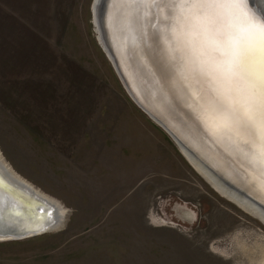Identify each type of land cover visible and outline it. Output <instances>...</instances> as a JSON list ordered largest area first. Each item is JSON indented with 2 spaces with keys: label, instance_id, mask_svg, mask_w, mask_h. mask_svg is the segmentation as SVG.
<instances>
[{
  "label": "rangeland",
  "instance_id": "1",
  "mask_svg": "<svg viewBox=\"0 0 264 264\" xmlns=\"http://www.w3.org/2000/svg\"><path fill=\"white\" fill-rule=\"evenodd\" d=\"M94 1L0 0V156L66 211L0 264H260L264 226L129 97Z\"/></svg>",
  "mask_w": 264,
  "mask_h": 264
},
{
  "label": "snow or ice",
  "instance_id": "2",
  "mask_svg": "<svg viewBox=\"0 0 264 264\" xmlns=\"http://www.w3.org/2000/svg\"><path fill=\"white\" fill-rule=\"evenodd\" d=\"M121 2L133 10L129 27L138 42L143 34L135 10L166 0ZM249 3L179 0L159 38L169 78L195 97H189L194 117L209 134L233 139L234 149L264 186V8ZM157 75L164 79L160 71ZM194 85H200L198 91Z\"/></svg>",
  "mask_w": 264,
  "mask_h": 264
},
{
  "label": "bare ground",
  "instance_id": "3",
  "mask_svg": "<svg viewBox=\"0 0 264 264\" xmlns=\"http://www.w3.org/2000/svg\"><path fill=\"white\" fill-rule=\"evenodd\" d=\"M259 1L261 2V3L258 2L259 5L260 6L262 5V7H264V0H259ZM97 3L98 0H95L92 5L93 6L92 22L96 28L97 31L96 34L99 35L98 42L102 46L108 58L111 60L115 69H116L115 64L119 65L120 73L122 74L124 78L123 80L125 83H127L129 89H127L126 86L125 88L128 91V94L132 98L133 102L139 107L137 101L135 100L136 98L145 107H148L149 110L159 111L162 114H164L166 117L174 116L172 111L173 108L169 104H166L168 100L169 102L175 101L178 105L180 104L179 101L182 100L183 103L187 107H190L192 110V107L190 106L191 100H189V97L193 96V93L192 91H189L186 95L185 91L180 90V88L176 85L175 81L169 78L171 76V73L168 70L167 65L164 63L163 51L161 48V44L163 42L159 38L160 35L164 32L163 25L169 23V17L175 14L176 10L173 7V5L179 3V0H172V1L166 0L164 4H160L156 6V8L152 11V15H156L159 21H157V23L154 26L148 28L147 30L144 29L143 32L144 34L143 42L146 45H149L154 48V54L152 55H154L155 58L154 61H156L158 65L150 64L147 61L149 60V58L148 57L146 58V56L141 54L139 50L137 51V47H138L137 45L141 44L139 42L135 45L132 44L133 48L131 49V52L134 53L135 60H133L132 62L127 61V55L126 53L123 52V46L124 44L127 45L128 43L126 41L129 34V16L133 12V10L130 9V7L126 3L121 2V0H111L109 7L106 10L105 21L103 20V23L101 24L102 29L100 30L98 17H97ZM149 10L150 7H148L147 10L148 16H149V12H148ZM135 12H136L137 22L140 25L141 22V19L139 18L140 14L138 13V10H135ZM158 28H159V32H158ZM141 30L142 27L140 26L138 31L141 32ZM103 37H105L106 42H108L109 47H111L110 51L108 47H106L103 41ZM111 53L116 63L114 62V59L111 58L110 56ZM158 71H160L161 74L164 76L163 80L161 79V76L157 75ZM252 71L253 72L258 71V64L256 62H254L252 65ZM193 88L194 90L198 91L200 85H194ZM193 99H195L194 96ZM144 113L147 114L145 111ZM148 117H150V119H152L157 125L160 126V124L156 122L151 116L148 115ZM174 117L175 118L177 117V113L175 114ZM175 118L173 121L177 125H179V121L176 120ZM180 119H182V121L184 122L185 118L180 117ZM179 128H180L179 131L181 132L179 131L176 132L177 137L181 139L185 143V145L189 147L190 150L194 151L196 155L195 154L193 155V153L189 152L175 138L174 140L177 143L183 155L192 165L194 170H196V172L200 174V176H202V178L205 181H207V183H209V185L218 194L231 200L235 205H237L239 208H241L246 213L251 215V217L256 218L257 221H259L264 226V209H263L264 186H261L260 183H258L257 180L253 177V174L249 170V167L240 158L238 152L234 149L233 144L231 143L232 144L231 149H229L227 146H226V150L223 149L226 153H228L229 151V153L232 155L231 157L234 158L235 160V161L234 160L231 161L232 162L231 164H233L232 168L233 169L239 168V172L241 173L245 182L251 184V186L252 184H254L255 189L253 190L258 191V193H254V191L247 189L246 185L240 184L238 182V179H236V175H233L234 174L233 172L229 173L230 168L227 169L221 164H219L220 160H218L215 157V155L213 156V154H211V152L207 149V147L200 142L199 138H197V135H195L194 138L189 137L186 135V133H183V130L180 127V125ZM207 133L209 134L208 131ZM209 135L216 141L231 140V142H233V139L228 137L213 136L211 134ZM187 137H189L191 141H189ZM194 147H196V149H194ZM202 162L204 164L205 163L208 164V166L212 168L215 167L218 170L214 168L216 171L214 170L213 172ZM7 165L4 163V160L0 156V177H2V180H0V205L5 202V200L7 199L6 197L10 196V198L13 199L15 198L27 208L26 211L24 210L25 213L22 212L23 215L22 217H24V219L21 220V224L24 227V229L18 228L15 229L18 231L14 230V232H23V230H25V232L27 233L36 232L35 234H37V236H40L43 235L41 233L42 231L50 232L52 230L54 231L55 229H58L61 225L62 218L66 214V211L63 208H61L59 204L57 205L52 200L47 199L40 193L36 192L31 186L26 184L22 179H19V177L16 176L11 171L12 169L10 170V168L8 167L9 165L8 166ZM240 168L242 171L240 170ZM219 171L221 172L225 180L232 182L231 184L234 186L235 189H233L229 185H226L225 184L226 182L224 180H221V178L217 176V174H219ZM222 175L220 176L222 177ZM13 185L25 186V188H28L30 192H33L34 195L40 199V202L30 198L26 199L25 197L20 196L18 189L14 188ZM237 189H240L244 193L242 194ZM250 197L252 199H250ZM42 204H44L46 208L42 210H46V211H40L39 214H37L35 211V207L37 205L41 206ZM1 210L2 209H0V211ZM11 214H13V216L19 215V213L15 211ZM53 217H56L55 222H53ZM0 219L3 220L2 222L7 221L8 223L10 222L17 223L18 221V219L12 218L10 213L7 212L4 213V216L0 215ZM7 228L2 227V225L0 226V234H1L0 242L22 241L25 239L37 237L35 235H30V234H27L26 236L25 235L11 236L12 234L11 235L8 234L10 230H8ZM260 264H264V260Z\"/></svg>",
  "mask_w": 264,
  "mask_h": 264
},
{
  "label": "water",
  "instance_id": "4",
  "mask_svg": "<svg viewBox=\"0 0 264 264\" xmlns=\"http://www.w3.org/2000/svg\"><path fill=\"white\" fill-rule=\"evenodd\" d=\"M168 1H172V0H168ZM110 2H111V0H98V3H97V17H98V23H99L100 30L102 29V27H101L102 25L101 24L103 23V20L105 21L106 10L108 9ZM258 2L261 3L259 0H250L249 7L264 8V7H262V5L260 6ZM112 5H114V4H112ZM156 6H158V5H147V4H145V5H141L139 7V9H137L138 10V13L140 14V17L139 18L141 19V22H140V25L137 22L138 24L136 25V27H137V29H139L140 26L142 27V30H141V33L142 34L144 32V29L147 30L148 28L154 26L157 23V21H159V19L157 18L156 15H152V11L156 8ZM148 7H150V10H151V11L150 10L148 11L149 12V16L147 15ZM148 35H149V33H148ZM143 38H144V34L142 36V39L138 41L141 44L137 45L138 46L137 47V51L139 50L141 54H143V55L146 56V58L148 57L149 60H147V61L150 64L155 65L157 63H156V61H154L155 60L154 55H152V54H154V48L151 47V46H149V45H146L143 42ZM103 41H104L106 47H108V49L110 51L111 47H109L108 42H106V40H105V37H103ZM126 42H128V43H127V45L124 44V46H123V52L126 53V55H127V61L132 62L133 60H135V55H134L133 52H131V49L133 48L132 47V44L135 45L138 42L137 41H134V38H133V35H132V30L130 29V27H129V34H128V37H127V41ZM110 56H111L112 59H114L112 53H111ZM114 62H115V59H114ZM115 65H116V69H115L116 70V73L118 74V76H119V78H120V80H121L124 88L126 86L127 89H129L127 83H125L124 80H123L124 78H123L122 74L120 73L119 65H117V64H115ZM163 70H164V68H163ZM125 90H126V88H125ZM126 92L128 94V91L127 90H126ZM129 97H130V95H129ZM135 100L137 101V103L139 105V108L141 107V110L143 109L149 116H151L156 122H158L160 124V126L159 125L158 126L160 128H162L173 140L175 138L189 152L193 153V155L195 154L194 151L190 150L189 147L186 146L185 143L181 139H179L177 137L176 132H178L180 130V128H179V125H180V127L183 130V133H186L187 136L194 138V136L197 135V138H199L200 142L203 143L207 147V149L211 152V154H213V156L215 155V157L218 160H220L219 164H221L222 166H224L227 169L230 168L229 169V171H230L229 173L233 172L234 173L233 175H236V179H238V182L240 184L246 185L247 186V189H249L251 191H254L253 190V189H255L254 188V184H252V186H251V184H248L247 182H245V180L243 179L241 173L239 172V168L238 169L237 168L236 169L235 168L234 169L232 168L233 164H231L232 163L231 161H233L234 158L231 157L232 155L229 153V151H228V153H226L223 150V149L226 150V146L229 149H231L233 142H231V140L230 141L229 140H223V141L222 140H218V141L214 140L207 133V131L205 130V128L202 126V124L194 117L193 110H191L190 107H187L183 103L182 100L179 101V103H180L179 105L175 101L169 102V100L166 103V104H169L173 108L172 111H173L174 116L177 113V117L176 118L174 116L166 117L164 114H162L161 112L156 111V110L155 111L149 110L148 107H145L139 100H137L136 98H135ZM180 117L185 118L184 119V122L182 121V119H180ZM174 118L179 121V125H177L173 121ZM188 124H189V126H188ZM189 127H190V129H189ZM179 132H181V131H179ZM189 137H187V139L189 141H191V139ZM229 142H230V144H229ZM194 149H196V147H194ZM204 165L207 166L213 172L216 169L215 167L212 168V167L208 166V164H206V163ZM216 170H218V169H216ZM240 170H241V168H240ZM220 175H222V174L219 171V174H217V176H219L221 178V180H224L226 182L225 183L226 185H229L230 187H232L233 189H235L234 186L231 184L232 182H230L228 180H225L224 177H223V175H222V177ZM10 185H12V184H10ZM13 186H14V188H17L18 189V192H19L20 196H23L26 199L27 198H30V199H33V200H36V201H39L40 202V199L37 196H35L33 192H30V190L28 188H25V186H23V185H19V186L18 185H16V186L13 185ZM237 190H239L242 194L244 193L240 189H237ZM254 193H258V191H254ZM6 198H5L6 199L5 202L0 205V209H2L0 211V215L1 216H4V213L7 212V213H10V215L12 216V218L18 219V221H17V223H11L10 221H9L10 223H8L7 221L6 222H2L3 220L0 219V221H1L0 222V226L2 225V227H4V228H7L8 227L7 229L10 230L8 234L9 235L12 234L11 236H17V235H23V236L25 235L26 236L27 234L37 236V234H35L36 232L27 233V232H25V230H23V232H14V230L15 229H18V228L24 229V227L21 224V220L24 219V217H22L23 216L22 215V212L25 213L24 210L26 211L27 208H26V206L22 205V203H20L15 198H14L15 200L13 198H10V196L9 197H6ZM250 199H252V198L250 197ZM44 208H45V205L44 204H42L41 206H38L37 205L35 207V211H36L37 214H39L40 211H46V210H42ZM31 209H33V208H31ZM14 211L17 212V213H19V215L13 216V214H11V213H13ZM40 214H42V213H40ZM8 224H10V225H8ZM15 231H18V230H15ZM47 232L48 231H42L41 233L42 234H45Z\"/></svg>",
  "mask_w": 264,
  "mask_h": 264
}]
</instances>
